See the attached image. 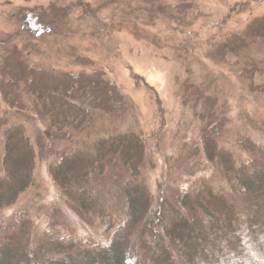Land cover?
Segmentation results:
<instances>
[{
	"label": "trees",
	"instance_id": "trees-1",
	"mask_svg": "<svg viewBox=\"0 0 264 264\" xmlns=\"http://www.w3.org/2000/svg\"><path fill=\"white\" fill-rule=\"evenodd\" d=\"M51 6L28 10L19 18L21 29L38 34L57 29L65 16ZM246 35L264 44V14L250 21ZM244 39L236 36L233 42L238 46L227 43L224 48L245 47ZM1 75L0 93L13 113L29 122L41 121L47 129L34 143L23 124L0 120V152L4 148L0 210L36 183L38 157L48 149L57 153L50 172L68 205L88 224L111 234L104 244L65 237L55 225L70 229L68 219L51 213L42 246L34 249L28 237L33 221L22 213L18 233L0 240V264H133L138 240L145 251L141 264H264V145L242 141L247 159L220 143L227 117L216 96L196 88L204 124L201 148L191 156L201 149L208 160L216 161L228 186L201 182L167 202L150 190L143 176L148 153L141 133L113 132L91 142L80 138L94 126V110L114 120H122L131 110L104 69L32 67L14 46Z\"/></svg>",
	"mask_w": 264,
	"mask_h": 264
},
{
	"label": "rangeland",
	"instance_id": "rangeland-1",
	"mask_svg": "<svg viewBox=\"0 0 264 264\" xmlns=\"http://www.w3.org/2000/svg\"><path fill=\"white\" fill-rule=\"evenodd\" d=\"M51 5L65 16L57 29L42 34L21 29L19 18L28 10H50ZM263 14L264 0H0V79L14 46L32 67L72 72L104 69L131 110L122 120L94 110V126L78 134L83 142H91L113 132L141 133L148 153L143 176L157 197L170 202L201 182L228 186L216 161L208 160L201 149L191 156L201 148L204 124L196 88L224 105L227 122L219 135L221 144L247 159L250 155L241 149L242 141L264 145V44L246 35L250 21ZM236 36L245 38V47L224 48L227 43L238 46L233 42ZM251 84L261 89H251ZM0 120L23 124L34 143L38 134H46L45 123L14 114L1 93ZM42 152L36 183L0 210V240L18 233V216L25 213L33 221L30 246L37 249L50 214L59 213L71 225L70 229L55 225L61 235L106 243L111 231L84 221L55 183L50 162L57 153ZM137 248L133 264L145 260L139 240Z\"/></svg>",
	"mask_w": 264,
	"mask_h": 264
}]
</instances>
